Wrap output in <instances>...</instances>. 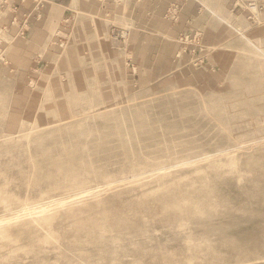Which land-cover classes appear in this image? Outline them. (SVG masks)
<instances>
[{"label":"rangeland","instance_id":"374dc122","mask_svg":"<svg viewBox=\"0 0 264 264\" xmlns=\"http://www.w3.org/2000/svg\"><path fill=\"white\" fill-rule=\"evenodd\" d=\"M0 264H264V0H0Z\"/></svg>","mask_w":264,"mask_h":264},{"label":"bare ground","instance_id":"6f19581e","mask_svg":"<svg viewBox=\"0 0 264 264\" xmlns=\"http://www.w3.org/2000/svg\"><path fill=\"white\" fill-rule=\"evenodd\" d=\"M257 8H258L257 5H255V4L254 5H251V9L252 10H254V9L257 10Z\"/></svg>","mask_w":264,"mask_h":264}]
</instances>
